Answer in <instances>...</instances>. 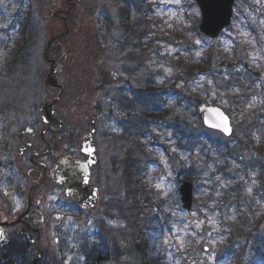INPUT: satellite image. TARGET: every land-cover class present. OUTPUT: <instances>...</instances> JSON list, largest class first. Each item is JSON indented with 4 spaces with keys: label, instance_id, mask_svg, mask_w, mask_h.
Masks as SVG:
<instances>
[{
    "label": "rangeland",
    "instance_id": "rangeland-1",
    "mask_svg": "<svg viewBox=\"0 0 264 264\" xmlns=\"http://www.w3.org/2000/svg\"><path fill=\"white\" fill-rule=\"evenodd\" d=\"M49 1L27 0L22 5L21 0H0V66L8 63L5 62L10 59L11 49L18 45L19 48H27L28 55L24 54L27 55V64L29 63L26 69L27 79L23 85L27 101L20 106L21 108L14 109L15 113L20 112V117L14 120V112L8 107L4 114L9 115L11 122L0 120V187L3 190L2 186L7 184L6 179L9 176L17 177L18 182L14 186L16 196L13 198L18 201H20L18 191L24 182L21 173L27 172L29 165L25 158L16 159V151L26 134L32 131L35 134L39 131V108L46 100L41 87L45 69L44 48L47 39L54 33L53 21L47 16ZM245 1L251 2L253 7L247 6ZM97 2L96 9H104L108 11V15H113V24L116 26L117 8L113 1ZM149 2L153 6L151 14L155 17L153 33H150L153 45L150 47L149 57L152 60L143 68L142 74L137 71L135 78L123 76L120 71L117 72L120 66L115 63L111 64L114 67L112 74L102 67L104 60L108 63L109 58L112 57L113 45H108L109 47L102 45L106 48L103 53L95 47L87 48L85 43L78 44L74 55L80 58L82 67L86 69L78 82V98L81 103L78 104V111L83 110L84 107L88 108L85 114H80L88 118L85 129H89L92 105L97 99L107 100L109 93L112 98L110 104L114 108L111 132L114 131L115 137L121 135L123 130H126L128 137L134 134L152 153L149 157L151 161L149 184L162 194L164 201L162 214L148 240L147 253L152 264H236L233 262L240 245L245 249V253L240 256V264H264V191L254 193L260 187V181H263L260 166L264 167V149H262L264 145V0H238L232 26L216 40L195 35L193 29L196 21L200 22V11L193 0H149ZM91 3L94 1L91 0ZM137 6L138 3L136 8ZM27 11L31 13L28 15ZM17 13L23 15V21L18 23L13 21ZM87 17H90L89 12L84 17V21ZM27 20H30L31 26L28 30L31 33L25 45L20 28L22 29V25ZM33 22L38 23V27L33 25ZM86 22L89 23L88 20ZM118 34V31L114 32L116 38ZM120 39L123 40L121 37ZM74 46H76L75 41L71 47ZM211 47L229 55L223 65L219 66L220 64L216 63L215 70L204 67L200 71L191 73L190 69L179 63L181 59L185 62H196L194 59L199 55L201 57L204 50ZM236 52H239L238 58ZM124 53L126 56L127 51ZM233 58L234 62L240 64L237 69L255 70L256 67L260 74L257 79L255 78L257 82L247 81V84L251 85V93L255 96L248 101L243 100L245 113L234 108L231 117L235 136L225 140L219 135L205 133L196 114L197 107L203 102L216 103L229 112L231 102L235 101L231 97L243 95L242 90L245 87H239L235 79H232L233 82L235 81L234 88H230L232 82L226 77ZM97 60L99 61L98 77L93 68ZM239 60L242 62L239 63ZM110 78L113 82H109ZM140 79H142L141 84ZM13 82L14 76L2 83L11 86ZM14 90H16L15 96L17 86ZM142 90L144 92L140 93ZM19 104L16 103V106ZM74 119L77 120L78 116ZM24 129L25 135L21 138ZM70 130L66 132L67 136ZM76 130L72 129V131ZM102 132L103 130L100 129V133ZM201 134H204L203 139H208L210 136L218 140L223 146L220 148L221 151L214 150V146L208 142H203V146L197 147L195 142ZM12 136L19 137L20 140H11ZM114 143L120 146L116 151L114 148L113 155L116 159H122V142ZM227 149L239 150L238 158L244 163L243 168H250L246 176H241L245 181L242 213L247 211V214H256L258 219L261 218L257 227L248 231V237L244 241L239 239L234 242L232 245L234 257L229 255L230 249H222V246L226 242L225 233L229 232L227 226L229 222L234 221L236 210L233 207H224L220 210L217 203L224 196L223 189L226 183L223 179L228 175L225 174L226 167L234 169L236 166L232 157L226 156ZM107 172L108 175L102 171L99 177L94 178V183L100 186L103 197L95 210L80 213L66 207L67 209L59 212L56 218H51L50 222L46 216V224L41 229L44 235L50 236L47 251L52 258H58L63 264H109L105 255L91 252L94 249L87 245L89 239L92 238L91 240L94 241L99 234L95 224L99 221H107L106 204L111 200L108 183L113 186L111 191H115L118 195L124 188L122 180L120 183L117 181L114 183L112 175ZM187 181L195 185V198L198 202L196 204L198 206L192 212H187L181 202L180 187ZM261 185H264V182ZM48 199L54 201L57 206L65 205L60 190H53L48 194ZM199 206H202V209H199ZM205 206L209 207L206 209ZM203 209H205L204 214L201 213ZM255 222L257 223L256 220ZM81 242L83 248L80 246ZM58 247H64L65 252L59 254ZM205 248H208L206 252ZM95 257L100 260L97 261Z\"/></svg>",
    "mask_w": 264,
    "mask_h": 264
},
{
    "label": "flooded vegetation",
    "instance_id": "flooded-vegetation-1",
    "mask_svg": "<svg viewBox=\"0 0 264 264\" xmlns=\"http://www.w3.org/2000/svg\"><path fill=\"white\" fill-rule=\"evenodd\" d=\"M93 1L94 3H91V0H50L49 4H47L49 7L47 16L53 21L55 26L53 25L54 33L51 37L49 36L44 48L45 69L42 74L41 87L43 90L45 79H48L51 71L54 70L55 74L53 77L57 78V82L64 90L63 97L55 106L54 118L61 119L64 122V128L59 131L58 123L46 125L42 121L43 116L42 113L40 114L41 110L39 108V131L35 134H33V131L29 132L30 134H26L23 141L18 145V148H20L27 141L35 143L38 156L33 158L29 152H24L19 156L18 151H16V159L25 158L29 165L28 171L21 173V178L24 179V182L18 191L20 201L13 198L16 196L14 186L18 182L17 177L9 176L6 179L7 184L2 186L3 190L0 187V264H63L58 258H52V255L47 251V245L50 244V236L48 234L44 235L43 229H41L46 224V216L47 220H49L48 222H50L51 218H56L59 212L67 208L80 213L95 210L100 205L103 197L100 186L94 183V178L99 177L102 171H105L106 175H108L107 171H109L114 183L115 181L120 183L121 180L123 181V175L129 166L130 148L126 130H123L118 137H115L114 131L111 132V119L114 108L110 104L112 98H110L109 93H107L109 97L107 100L105 98L102 100L97 99L95 104L92 105L89 129H85L88 118L80 114H85L88 108L84 107L83 110L78 111L81 104L78 98V82L82 79V73L86 69L82 67L83 63L77 55H74V52L79 43H85L87 48L95 47L96 50L103 53L106 51L105 47L113 45V55L111 58L107 57L109 58L108 63L104 60L102 67L109 70L110 74H112L111 71L114 67L111 64H119L120 67L117 72L120 71L123 76L127 75L135 78L137 71L142 74V70L146 66L142 48V45L145 44V36L139 33L140 26L136 24L138 16L135 3L131 4L132 8L129 10V14H131L132 21L135 24L123 28L121 24L122 10L119 8L116 10L115 17L116 19L118 18V23L115 26L112 20L113 15H108V11L104 9H96L97 1L100 0ZM112 1L116 5V2L119 4L123 0ZM88 12L90 17H87L84 21V17ZM33 25L38 27V23L34 24L33 22ZM125 30L133 31L135 34L128 35ZM115 31L119 32L117 38L114 36ZM120 37L123 38L122 41ZM138 40L139 50L135 49L138 52L133 54L131 46L136 44ZM73 41H75L76 46L71 47ZM48 45H50L49 48ZM58 47L60 50L56 53ZM125 51H127L128 56L133 55V57L127 59ZM77 52L80 51L77 50ZM125 58L127 59L126 61ZM98 64L99 61L97 60L96 66L93 67L96 70L97 77ZM141 81L142 79H140V84ZM109 82H113V79L110 78ZM96 84L100 85V83ZM43 93L46 96V100L50 101L57 98L60 88L52 89V87L48 86L47 90H43ZM139 107H141L140 104ZM77 116L78 119H74ZM92 122L96 126L94 137L98 156V163L92 169V184L99 188L100 202L94 209L90 210L83 209L68 200L64 189L52 182L51 171L64 158L85 159L82 154L80 139L90 131ZM25 129L21 132V138L25 135ZM69 129H71L70 134L67 136L66 132ZM72 129L77 130L72 131ZM100 129L103 130L102 133H100ZM17 140L19 141L20 138L18 137ZM101 140L102 143H100ZM120 141L122 142L123 158L116 159L113 153L120 144L114 142ZM31 173H33L35 179H32ZM108 185L111 199L117 193L111 191L113 186L110 182ZM53 190L61 191L65 205L59 204L57 206L54 201H49L48 194ZM8 192L12 193L9 194ZM124 195L125 191L123 188L118 196L124 197ZM107 213L108 208L105 212L106 222L103 220L95 224L99 234L96 235L91 245L95 254L98 252L105 255V257L108 256L109 264L121 263L119 242L112 237L114 234H120L116 231L118 229L116 225L120 224L121 221L119 217L117 219L108 217ZM113 226L115 227L113 228ZM102 229L108 231L110 235H102ZM23 232L25 233L22 234ZM58 253L61 254L59 251ZM96 258L97 261L100 260L98 257Z\"/></svg>",
    "mask_w": 264,
    "mask_h": 264
},
{
    "label": "trees",
    "instance_id": "trees-1",
    "mask_svg": "<svg viewBox=\"0 0 264 264\" xmlns=\"http://www.w3.org/2000/svg\"><path fill=\"white\" fill-rule=\"evenodd\" d=\"M245 2L247 6L253 7V5H251V2ZM138 3V17L136 24L140 26L139 33L145 36V44L142 45V48L145 55L146 65H148V62L152 60L149 57L150 47L153 45V42L150 38V33H153L155 17L151 14L153 6L149 2V0H138ZM131 4L132 1L129 2L127 0H125V4L116 3L118 8L122 10L121 15L123 28L125 26H131L132 24H135L132 21L131 14H129V10H131L132 8ZM191 4L195 7V9H197L193 3ZM29 25V20H27L24 25H22V29L20 28V34L25 45L30 37V33L28 30ZM198 26L199 21L197 20L193 30L195 32V35L200 36L201 34L199 32ZM125 32L128 35L135 34L133 31L125 30ZM139 40L136 44H133L131 46L133 54H136L135 52H138L139 50ZM16 48L14 49L11 60L6 65L0 66V120L7 121L8 123L11 121L9 115L4 114V112H6L5 109L9 107V110H13V119L16 120L20 117V112L15 113L14 109L21 108L20 106L23 105L25 101H27L24 94L25 91L23 89V85H25L27 79L26 69L29 65V63L27 64L28 60L26 59V56L28 55L27 48H19V45L16 46ZM135 49L138 50L135 51ZM24 53H26L27 55H25ZM236 53L237 54L235 55L238 58L239 52ZM126 57L127 59H131L133 55H127ZM227 57H229V55L223 54V52L219 51L218 48L211 47L210 49L204 50V54L201 57L199 55L197 59H194L196 62H185L184 59H181L179 63L181 65H185L187 69H190V72L193 73L194 71H200V69L204 67L206 69L211 68L212 70H215L216 63L218 62L220 64L219 66L223 65L225 63L224 60ZM231 62L232 63L230 66V70L228 71V75L226 76L230 78L229 82H232L229 87L234 88L235 81L236 83H238L239 87H245V89L242 90V96L239 95L238 97H231L232 100L235 99V101L231 102L232 106L229 110V113L232 115L235 111L234 108H237L242 113L246 112L243 100L246 99L248 101V99H252L253 96H255L251 93V85H248L247 81H256L255 78L257 79L259 77L260 72L256 67L255 70H249L246 68L237 69L236 67L240 64H237L236 61L234 62V58ZM241 62L242 60H239V63ZM220 70L221 69L219 68L218 71ZM13 76L14 82L11 86H5L2 83L4 80H8V78ZM232 79H235V81L233 82ZM16 86L17 93L14 96L16 92V90L14 89ZM236 100H240L241 102ZM16 103L20 104L16 106ZM11 125L12 123L10 124V127ZM205 133L208 132L205 131ZM204 134H201L200 137H197V140L195 142L196 146L200 147L203 146L205 142H208L214 146V150L220 152V148L223 147L222 144L218 140L210 138V136L208 139H203ZM129 137L131 143V147L129 149V166L127 167V170L123 175L125 195L124 197H121L117 194L116 196L120 198L115 197L114 195V197H112L111 200L106 204L108 207V217L115 219L121 217L120 224L116 225L118 226V229L116 231L120 234H114L112 237H114L115 240L119 242L121 249L120 257L122 258V261L121 263L115 264H152L147 253L148 240L151 231L154 229L156 223L159 220L160 214H162L164 201L162 198V194L149 184V165L151 164L149 157L152 156V153L149 151L147 146L143 145L142 140L136 138L134 134H130ZM13 139H17V137L12 136L11 140ZM262 149H264V145ZM203 151L205 152V149H203ZM4 152H6L5 149ZM238 152L239 150L237 151L234 149L226 150V156L232 157V159L236 162V166L234 167V169L228 166L226 167L225 172L227 173L225 174L228 175H226V177L223 179L226 183L225 188L223 189L224 196L223 199L218 202V208L220 210H223L224 207H233L236 210L234 221L229 222V225L227 226L229 232L227 231L225 233L226 242L225 245L222 246V249L231 250V253H229V255L232 257L235 256V252L232 250L234 249V247L232 246L234 242L239 239H242V241H244V239L248 237V231L253 227H257L258 223H256L255 220L257 222L261 220V218L258 219L256 214L249 215L247 214V211L242 213L241 203L244 202L243 196L245 194V181L241 179V176H246L250 168H243L244 163L238 158ZM261 166L260 173L263 177V181H260V187L254 191V193L256 194L261 193L260 191H264V185H261V183L264 182V167L262 166L261 168ZM196 204H198L197 201ZM205 207L207 209V207L209 206ZM204 212L205 209H203L201 213L204 214ZM102 235L109 236L110 234L108 231L102 229ZM243 253H245V249L240 245L236 252L237 259L235 258L233 263L236 262V264H240V256H242ZM106 258V260L108 261V256ZM95 259L97 258L95 257Z\"/></svg>",
    "mask_w": 264,
    "mask_h": 264
},
{
    "label": "water",
    "instance_id": "water-1",
    "mask_svg": "<svg viewBox=\"0 0 264 264\" xmlns=\"http://www.w3.org/2000/svg\"><path fill=\"white\" fill-rule=\"evenodd\" d=\"M201 12V23L199 30L205 36L211 39H217L222 31L228 28L232 23L234 5L236 0H194ZM48 50V48H47ZM57 48L56 53L59 51ZM54 70L51 71L50 77L44 81V90L50 86L53 89L61 87L58 85L57 78L53 77ZM63 90L58 98L44 103L41 107L43 113L42 121L53 123L54 105L61 99ZM198 114L203 126L208 130L222 133L225 137L230 138L234 134V128L231 118L227 113L218 106L202 104L198 108ZM59 121V120H58ZM57 122V121H56ZM61 122V121H60ZM61 131L63 123H60ZM95 127L81 139L82 153L86 155V161L73 160L64 158L59 161L51 172V179L55 185L65 188V195L68 199L78 204L83 209H93L99 201L98 187L90 186L91 169L97 164V152L94 142ZM36 145L30 141L22 144L18 150V155L29 152L32 157H37ZM32 179L33 173H31ZM193 190L194 186L185 182L180 188L181 201L187 211L193 208ZM23 232L22 234H24ZM29 238V236L27 235ZM31 240V238H29Z\"/></svg>",
    "mask_w": 264,
    "mask_h": 264
}]
</instances>
